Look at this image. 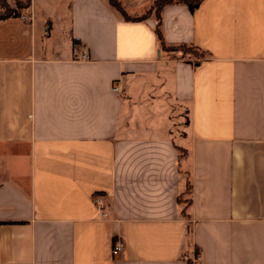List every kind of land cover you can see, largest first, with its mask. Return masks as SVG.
Returning <instances> with one entry per match:
<instances>
[{"label":"crops","instance_id":"crops-1","mask_svg":"<svg viewBox=\"0 0 264 264\" xmlns=\"http://www.w3.org/2000/svg\"><path fill=\"white\" fill-rule=\"evenodd\" d=\"M19 1L0 18V264H264V0L173 2L157 22Z\"/></svg>","mask_w":264,"mask_h":264},{"label":"rangeland","instance_id":"rangeland-1","mask_svg":"<svg viewBox=\"0 0 264 264\" xmlns=\"http://www.w3.org/2000/svg\"><path fill=\"white\" fill-rule=\"evenodd\" d=\"M113 1L118 3L119 6H121V8H122L120 0H113ZM2 3L7 5L5 0H0V4L1 5H2ZM24 4H25V2H23V1L15 0V7L14 8H16V7L20 8ZM158 6H159L158 1H154L152 6L150 8H148V9H146V12H144V13H138V12L126 13V12H124V18L125 19H141V18H145V17L149 16L150 14L154 13V16L156 17V22H157ZM0 13H2V11ZM163 49H165V48H163ZM177 50L181 52L182 59H191L193 63H197L199 60H201L204 57H206L205 52H203L200 49H197L194 46H189V45L182 46V47L178 46ZM185 108H186V106L182 105V128H178L177 129L178 135L182 136V143L184 142V139L188 137L187 134H188L189 121H188V116H187V110ZM179 154L180 155L184 154L183 149H182V152L179 151ZM96 196L101 197L102 201L104 200V195L103 194H99V195H96ZM181 199L184 200L185 199L184 196H182ZM103 203H104V201H103ZM120 243L122 244V242H120ZM122 248H123V244H122Z\"/></svg>","mask_w":264,"mask_h":264},{"label":"trees","instance_id":"trees-1","mask_svg":"<svg viewBox=\"0 0 264 264\" xmlns=\"http://www.w3.org/2000/svg\"><path fill=\"white\" fill-rule=\"evenodd\" d=\"M110 1H111L112 5H114L117 9H119L124 15V11L122 10L121 6H119V4L113 0H110ZM155 1H158V3H159L158 12H157L158 13L157 17H158L159 16V10L162 8V6H164L166 4L173 3V2H181V3L186 4L189 7L190 11H193L201 3L202 0H155ZM2 7L4 8V10L2 13H0V18L10 16L12 14H16V9L9 8L8 6H6L3 3H2ZM141 19H143V18H141ZM156 33H157V36L160 40V44L162 45L163 48L166 49V46L163 44L162 37H161V34L159 32L158 27L156 28ZM180 46L182 47V46H186V45L183 44ZM167 49H174V48L171 47V48H167ZM179 151L182 152V149L179 148ZM183 151H184V149H183ZM184 154H185V151H184ZM185 193H190V182H189V180L186 183ZM178 200L182 201L181 198H179ZM184 201L186 203L185 208H184V211H185V209L188 208V206L190 205L191 200L189 198H186ZM184 215L188 216V214L186 212L184 213Z\"/></svg>","mask_w":264,"mask_h":264},{"label":"built area","instance_id":"built-area-1","mask_svg":"<svg viewBox=\"0 0 264 264\" xmlns=\"http://www.w3.org/2000/svg\"><path fill=\"white\" fill-rule=\"evenodd\" d=\"M20 18L24 21H28L30 20V15L20 14ZM72 57L74 60L84 61V60H88L89 54H88L86 47L74 41L72 42ZM113 90L116 92L119 91L120 90L119 85L115 86ZM96 203L99 207H101L103 203L101 197L96 198ZM121 249H122V244L120 242H116L111 252L113 255H117ZM200 264H204V263H200Z\"/></svg>","mask_w":264,"mask_h":264}]
</instances>
